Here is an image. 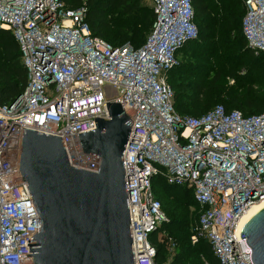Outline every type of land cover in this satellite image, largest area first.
<instances>
[{
    "label": "built area",
    "instance_id": "built-area-1",
    "mask_svg": "<svg viewBox=\"0 0 264 264\" xmlns=\"http://www.w3.org/2000/svg\"><path fill=\"white\" fill-rule=\"evenodd\" d=\"M150 1L151 33L136 48L93 35L84 6L0 0V29L12 33L27 70L25 89L0 100V264H34L27 244L41 230L19 169L23 128L61 137L72 166L96 171L100 160L82 151L78 134L95 129L96 117L109 118L108 101L133 121L122 158L135 264H171L157 259L152 241L167 222L155 176L191 191L199 206L192 244L206 239L219 264H254L240 222L264 200V111L246 115L217 104L199 116L178 113L168 78L180 50L198 37L193 1ZM243 3L242 33L259 55L264 0ZM164 236L175 247L167 232L157 238Z\"/></svg>",
    "mask_w": 264,
    "mask_h": 264
},
{
    "label": "water",
    "instance_id": "water-1",
    "mask_svg": "<svg viewBox=\"0 0 264 264\" xmlns=\"http://www.w3.org/2000/svg\"><path fill=\"white\" fill-rule=\"evenodd\" d=\"M106 104L109 118L78 134L82 151L100 160L96 171L72 166L61 137L23 128L19 169L41 223L27 244L34 264H135L122 158L133 121L119 102ZM240 236L264 264V205Z\"/></svg>",
    "mask_w": 264,
    "mask_h": 264
},
{
    "label": "trees",
    "instance_id": "trees-1",
    "mask_svg": "<svg viewBox=\"0 0 264 264\" xmlns=\"http://www.w3.org/2000/svg\"><path fill=\"white\" fill-rule=\"evenodd\" d=\"M192 1L195 21L198 25V37L192 42L199 44L208 55L219 52L225 58L224 68L220 67L209 73L210 83L218 89L219 103L217 104H223L228 110L239 109L246 115L263 112L264 84L256 80V72L260 65L264 66V53L256 55L242 33L241 20L245 13L243 0ZM64 2L70 10L86 7V21L92 34L105 39L112 45L115 44L104 37L105 28H115L123 33L120 36L121 39L128 38L135 44L140 40V45L131 44L137 48L143 45L141 39L148 31L149 24H153L154 21L151 9L149 18L145 20L140 18L139 26V13L134 15L133 10L132 12L126 10L134 4V0H64ZM125 14L128 18H124ZM125 31H128L129 34L125 35ZM189 49L184 46L180 52L182 50L190 51ZM197 67L200 68L196 63L178 62L169 73L168 80L175 93L174 107L182 115H187V110L195 113V116L203 113H198L197 107L191 105L190 87L176 82L173 75L175 72L198 75L200 69L198 70ZM26 85L27 70L22 62L18 44L10 31L0 29V100L6 103L11 102L25 89ZM198 86V93H202V84L199 83ZM153 189L160 199L164 211L161 191H179L185 196L181 200L185 207L182 208V205L178 204L168 210L167 222L163 223L159 229L160 232H167L175 242V254L171 257L170 263L205 264L206 259L211 264H219L213 257L206 239H199L196 244L191 243L192 226L199 212V206L195 203L191 191L172 187L159 176L153 178ZM170 191L168 192L170 193ZM190 208L193 209L190 214L193 217L191 222L188 218ZM167 238L164 236L158 239L156 233L152 237V241L157 244L158 248L157 259L163 263L167 261L165 245L168 243Z\"/></svg>",
    "mask_w": 264,
    "mask_h": 264
},
{
    "label": "rangeland",
    "instance_id": "rangeland-1",
    "mask_svg": "<svg viewBox=\"0 0 264 264\" xmlns=\"http://www.w3.org/2000/svg\"><path fill=\"white\" fill-rule=\"evenodd\" d=\"M134 4L126 9L129 12L134 11L135 13H139V26H140V18L145 20L146 18H149L151 15V9H152V4L150 0H134ZM138 6V7H137ZM133 16L132 14H130ZM124 18H128L127 15H124ZM130 18V17H129ZM151 28H152V23L149 24L148 26V31L146 34L142 37L141 41L142 43H145L147 38L149 37L151 33ZM131 31V30H130ZM129 31V32H130ZM104 37L114 43L115 45L119 44H126L130 43L135 45H140V40L137 41L135 44L128 38H123L121 39V35L123 34L122 32L117 31L115 28L109 27L104 29ZM128 31H125V35H128ZM185 47L190 48V51H185L182 50V52L178 55V61L179 62H185V63H191V64H199L200 68L199 74H191L189 75L188 73L184 72H175L174 73V78L176 82H181L184 85H188L190 87L189 89V95L192 97V103L191 105H195L197 107L198 113H204L208 110H210L212 107H214L218 101V89L210 83V76L209 73L211 70H217L218 68H224L223 62L225 61V58L223 55L219 52H214L213 54L211 53L210 55L206 54L204 50L199 46V44L193 43L192 41L187 42ZM196 67V66H194ZM257 77L256 80H258L261 84H264V66L260 65L259 68L257 69ZM201 83L203 87L202 93H198L199 91L197 88H199L198 84ZM187 115H192L195 116V113H192L191 111L187 110L186 111ZM167 188V187H166ZM168 189V188H167ZM167 191H161V197L162 201L165 207V212L166 216H168V210H171L174 206L180 204L182 205L181 207L184 208L185 206L182 204L181 200L185 198V196L180 193L179 191H170V193ZM193 209H189V221H193V217H191V212ZM160 231L156 233V235L159 236ZM166 245V259L171 262V257L174 256L175 254V247L170 245V244H165Z\"/></svg>",
    "mask_w": 264,
    "mask_h": 264
},
{
    "label": "bare ground",
    "instance_id": "bare-ground-1",
    "mask_svg": "<svg viewBox=\"0 0 264 264\" xmlns=\"http://www.w3.org/2000/svg\"><path fill=\"white\" fill-rule=\"evenodd\" d=\"M19 155V151L16 150L15 152V156L18 157ZM264 205V200L260 201L259 203H257L255 206H253L251 208V210L242 218L241 222H240V227H242L244 225V223L247 221V219L257 210L259 209L261 206Z\"/></svg>",
    "mask_w": 264,
    "mask_h": 264
},
{
    "label": "crops",
    "instance_id": "crops-1",
    "mask_svg": "<svg viewBox=\"0 0 264 264\" xmlns=\"http://www.w3.org/2000/svg\"><path fill=\"white\" fill-rule=\"evenodd\" d=\"M181 52H182V51H181ZM181 52H180V53H181Z\"/></svg>",
    "mask_w": 264,
    "mask_h": 264
}]
</instances>
